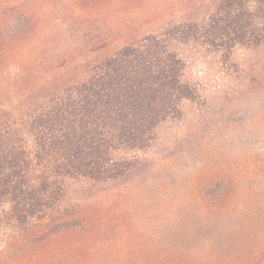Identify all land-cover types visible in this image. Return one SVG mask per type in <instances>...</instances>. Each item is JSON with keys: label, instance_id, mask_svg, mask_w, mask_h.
I'll return each mask as SVG.
<instances>
[{"label": "rangeland", "instance_id": "1", "mask_svg": "<svg viewBox=\"0 0 264 264\" xmlns=\"http://www.w3.org/2000/svg\"><path fill=\"white\" fill-rule=\"evenodd\" d=\"M219 1L0 0V118ZM170 44L199 99L124 178L67 180L60 206L72 223L43 242L7 233L0 264H264V45Z\"/></svg>", "mask_w": 264, "mask_h": 264}, {"label": "trees", "instance_id": "2", "mask_svg": "<svg viewBox=\"0 0 264 264\" xmlns=\"http://www.w3.org/2000/svg\"><path fill=\"white\" fill-rule=\"evenodd\" d=\"M177 38L227 53L260 47L264 0H220L202 20L128 43L85 78L43 89L40 100L38 93L19 112L1 116L0 238L43 242L70 225L60 206L67 180L124 178L151 151L159 128L182 116L183 102L199 99L182 80L184 62L170 44Z\"/></svg>", "mask_w": 264, "mask_h": 264}]
</instances>
